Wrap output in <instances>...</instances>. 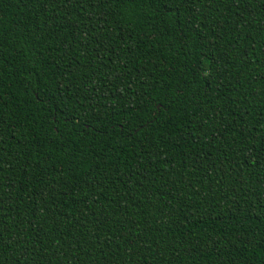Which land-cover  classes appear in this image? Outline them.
I'll return each mask as SVG.
<instances>
[{"label": "trees", "instance_id": "obj_1", "mask_svg": "<svg viewBox=\"0 0 264 264\" xmlns=\"http://www.w3.org/2000/svg\"><path fill=\"white\" fill-rule=\"evenodd\" d=\"M0 264H264V0H0Z\"/></svg>", "mask_w": 264, "mask_h": 264}]
</instances>
